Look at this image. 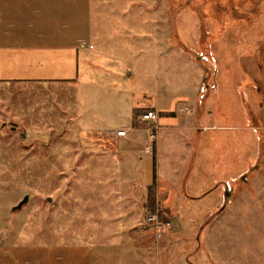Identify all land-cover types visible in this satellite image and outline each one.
Instances as JSON below:
<instances>
[{
  "label": "rangeland",
  "instance_id": "rangeland-1",
  "mask_svg": "<svg viewBox=\"0 0 264 264\" xmlns=\"http://www.w3.org/2000/svg\"><path fill=\"white\" fill-rule=\"evenodd\" d=\"M89 17L76 88L0 77L5 244H91L100 264L101 238L129 241L138 222L131 258L113 247L104 264H264V0H89ZM137 96L156 100L162 126L181 107V126L148 136L149 152L142 135L134 148L98 133L128 129Z\"/></svg>",
  "mask_w": 264,
  "mask_h": 264
},
{
  "label": "crops",
  "instance_id": "crops-1",
  "mask_svg": "<svg viewBox=\"0 0 264 264\" xmlns=\"http://www.w3.org/2000/svg\"><path fill=\"white\" fill-rule=\"evenodd\" d=\"M89 18V0H0V77L13 79L11 82L9 81V84L7 83L8 85L12 83H35L39 85L62 83L73 85L76 88L79 84V76L83 72L81 71V64L89 62L91 58L89 47L91 23ZM244 63L242 58V80L240 84L236 85V89L240 91L241 96V103L237 109L240 110L243 116L250 107L249 93L251 91L249 87L250 77L245 74L246 63ZM259 68L263 70L262 66ZM225 70H227L226 67L221 70L224 75H230V73L226 74ZM261 76L262 73L255 78L258 84L261 82ZM2 81L6 82L5 80ZM227 81L228 79L225 78L224 82ZM217 87L218 84H213L210 88L217 90ZM259 87L263 93V87L260 85ZM136 98L139 100V96ZM144 98H140L139 104L135 103V97L132 98V105L135 107L132 109L130 126L125 129L127 130L125 137L117 136L118 128L98 133L102 134L103 137L106 135L104 137L106 140L109 138L114 141L115 139L120 140L119 142L115 141L116 144L121 143L120 147L129 144L134 148L138 145V147L143 148V145L137 144L139 135H142L144 136L143 140H146L144 143L145 148L149 152L152 144L149 143L148 136L153 128L160 130L181 126L179 124L180 117L178 116L182 113L179 112L181 107L172 108L175 109L172 112L174 119L169 123L163 122L162 126L160 121L161 111H157L156 100L153 98L146 100L147 96ZM262 106L263 101L259 104V107L262 108ZM245 108L247 109L246 112ZM134 110L146 111L141 112L135 120L133 118ZM147 111H154L157 114L156 121L142 122L140 120V117ZM209 114L212 115L211 112ZM191 115L194 116V112H191ZM199 117H197L195 125L200 129L201 120ZM238 121L241 120L238 118ZM142 124L146 126L144 127ZM119 129L122 130V128ZM115 152L113 153L115 154ZM117 156L120 158L121 155L118 154ZM260 187L263 188V185ZM261 188L259 189L262 190ZM135 202L136 200L132 204ZM259 210H263V200ZM262 220L263 218L259 217V223ZM113 226H116V224ZM136 226L134 230L127 232L130 235L129 241L114 239L109 243L105 238H101L99 241L101 242L99 247H101L102 255L100 264H104L102 258L113 247H126L125 254L128 255V258H131L132 243L136 242L137 245L135 236L138 233V222ZM244 228L243 238H247L248 235L251 236V223L248 222L247 226L245 224ZM259 234L262 236L263 232H259ZM261 236H259V248H263V245L260 244ZM9 237V235L6 238L0 236V264H93V257L90 254L93 249L91 244L82 243L75 246L68 245L67 242H61L51 245L28 246L24 243L9 242L6 245L5 242ZM134 248H137L135 244ZM143 249L145 247H142Z\"/></svg>",
  "mask_w": 264,
  "mask_h": 264
},
{
  "label": "trees",
  "instance_id": "trees-1",
  "mask_svg": "<svg viewBox=\"0 0 264 264\" xmlns=\"http://www.w3.org/2000/svg\"><path fill=\"white\" fill-rule=\"evenodd\" d=\"M144 111H146V110H144ZM144 111L143 110H134L133 118L136 120L138 115ZM154 164H155V161H154ZM154 173H156L155 168H154ZM155 189H156V175L154 174V182L151 186L148 187L147 202L145 205L146 210L150 211V212H154L155 206H156Z\"/></svg>",
  "mask_w": 264,
  "mask_h": 264
},
{
  "label": "built area",
  "instance_id": "built-area-1",
  "mask_svg": "<svg viewBox=\"0 0 264 264\" xmlns=\"http://www.w3.org/2000/svg\"><path fill=\"white\" fill-rule=\"evenodd\" d=\"M157 119V114L154 112V111H148L147 113L143 114L141 117H140V120L142 122L144 121H156ZM157 128L154 130H151V133H150V140H151V143H154L153 140L156 139V134L154 132H156ZM117 136L118 137H125L126 134H127V130L125 129H122V130H118L116 132ZM151 220H153V218H151Z\"/></svg>",
  "mask_w": 264,
  "mask_h": 264
},
{
  "label": "water",
  "instance_id": "water-1",
  "mask_svg": "<svg viewBox=\"0 0 264 264\" xmlns=\"http://www.w3.org/2000/svg\"><path fill=\"white\" fill-rule=\"evenodd\" d=\"M24 136V135H23ZM22 136V137H23ZM28 202V197L24 198V200H22L16 207L13 208V211H16L18 209H21L22 206Z\"/></svg>",
  "mask_w": 264,
  "mask_h": 264
},
{
  "label": "flooded vegetation",
  "instance_id": "flooded-vegetation-1",
  "mask_svg": "<svg viewBox=\"0 0 264 264\" xmlns=\"http://www.w3.org/2000/svg\"><path fill=\"white\" fill-rule=\"evenodd\" d=\"M207 59V58H206ZM208 59H211L210 57H208Z\"/></svg>",
  "mask_w": 264,
  "mask_h": 264
}]
</instances>
